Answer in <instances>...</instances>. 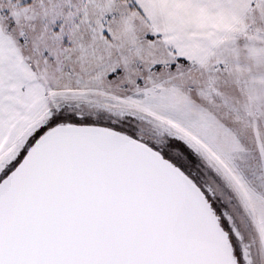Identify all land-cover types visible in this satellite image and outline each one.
Here are the masks:
<instances>
[{"label":"snow or ice","instance_id":"obj_1","mask_svg":"<svg viewBox=\"0 0 264 264\" xmlns=\"http://www.w3.org/2000/svg\"><path fill=\"white\" fill-rule=\"evenodd\" d=\"M0 264H264V0H0Z\"/></svg>","mask_w":264,"mask_h":264}]
</instances>
